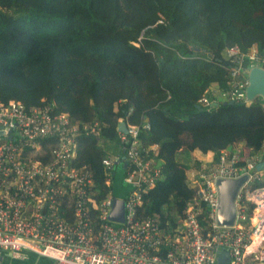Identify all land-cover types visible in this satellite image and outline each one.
<instances>
[{
    "label": "trees",
    "instance_id": "16d2710c",
    "mask_svg": "<svg viewBox=\"0 0 264 264\" xmlns=\"http://www.w3.org/2000/svg\"><path fill=\"white\" fill-rule=\"evenodd\" d=\"M234 45L264 54V0H0V101L53 105L74 123L97 122L100 138L80 136L72 165L91 171L105 191L101 160L120 155L111 184L120 196L128 188L117 127L126 119L149 124L139 135L145 149L180 145L190 155L241 146L243 159L258 152L260 98L250 106L199 104L208 87L226 89ZM55 143L40 140L34 158L49 162ZM189 170L179 164L172 180L162 177L142 196L139 217L174 226L194 196Z\"/></svg>",
    "mask_w": 264,
    "mask_h": 264
},
{
    "label": "built area",
    "instance_id": "2783aa9c",
    "mask_svg": "<svg viewBox=\"0 0 264 264\" xmlns=\"http://www.w3.org/2000/svg\"><path fill=\"white\" fill-rule=\"evenodd\" d=\"M226 52L231 63L226 89L210 86L199 100L208 109L228 102L250 106L258 99L248 101L245 90L250 69L264 70V54L255 48L241 53L236 45ZM120 122L127 128V135L117 132L128 191L116 196L111 184L120 155L101 160L105 191L91 171L72 165L80 136L100 138L97 122L74 123L53 105L27 109L18 101H0V263L3 254L17 258L29 252L53 264H219L220 254L227 252L226 264H264V185L259 186L264 167L256 169L264 157L255 152L243 159L240 150H223L207 162L193 163L187 178L194 196L174 226H161L156 217H139L142 196L155 191L163 177L159 153H154L159 148L141 147L140 132L149 124ZM44 138L56 140L47 163L33 154ZM242 177L234 223L221 226L216 182ZM114 200L124 202L123 223L109 221ZM248 203L254 208L249 210Z\"/></svg>",
    "mask_w": 264,
    "mask_h": 264
},
{
    "label": "water",
    "instance_id": "95a60500",
    "mask_svg": "<svg viewBox=\"0 0 264 264\" xmlns=\"http://www.w3.org/2000/svg\"><path fill=\"white\" fill-rule=\"evenodd\" d=\"M246 99L248 101H254L260 98L264 102V70L258 67L250 69L247 76V87L245 90ZM224 104L232 105L233 102ZM117 131L127 135V128L124 122H120L117 127ZM124 161V160H122ZM126 167V163H124ZM264 167L263 163H259L256 166L257 170H261ZM246 180L242 177L237 180H218L216 182L219 193V209L217 222L221 226H231L235 220V208L234 200L240 186ZM109 221L113 223L124 222V202L122 200H114L109 214ZM228 262L227 252H222L219 256L218 263L226 264Z\"/></svg>",
    "mask_w": 264,
    "mask_h": 264
},
{
    "label": "rangeland",
    "instance_id": "374dc122",
    "mask_svg": "<svg viewBox=\"0 0 264 264\" xmlns=\"http://www.w3.org/2000/svg\"><path fill=\"white\" fill-rule=\"evenodd\" d=\"M226 58V57H225ZM180 145H168L164 148L163 151H160V149L154 150V153H159V157H157L156 161L157 164H161L164 167V180L169 181L173 178V172L177 165L183 164V165H189V162H191V158L189 155L185 154L183 151H181ZM243 147L238 146L237 150L243 151ZM256 149L259 155L264 152V143L261 141L258 143ZM262 157V156H261Z\"/></svg>",
    "mask_w": 264,
    "mask_h": 264
},
{
    "label": "crops",
    "instance_id": "0c3cea01",
    "mask_svg": "<svg viewBox=\"0 0 264 264\" xmlns=\"http://www.w3.org/2000/svg\"><path fill=\"white\" fill-rule=\"evenodd\" d=\"M264 143V139H262ZM259 141L258 143H260ZM258 143L255 145V147L258 145ZM214 153H207L202 154L199 151H193L190 153L191 162H189V167L193 163L198 162H207L211 157H214ZM0 264H53V261L49 258L42 257L38 254L29 253V252H23L21 255L17 258L9 255V254H3L1 257V263Z\"/></svg>",
    "mask_w": 264,
    "mask_h": 264
},
{
    "label": "bare ground",
    "instance_id": "6f19581e",
    "mask_svg": "<svg viewBox=\"0 0 264 264\" xmlns=\"http://www.w3.org/2000/svg\"><path fill=\"white\" fill-rule=\"evenodd\" d=\"M263 214V216H264V212L262 213ZM261 216V215H260Z\"/></svg>",
    "mask_w": 264,
    "mask_h": 264
},
{
    "label": "clouds",
    "instance_id": "9594fccd",
    "mask_svg": "<svg viewBox=\"0 0 264 264\" xmlns=\"http://www.w3.org/2000/svg\"><path fill=\"white\" fill-rule=\"evenodd\" d=\"M120 123V122H119Z\"/></svg>",
    "mask_w": 264,
    "mask_h": 264
}]
</instances>
